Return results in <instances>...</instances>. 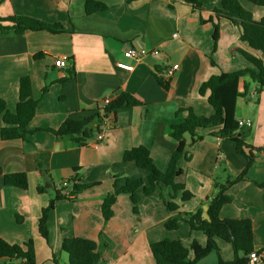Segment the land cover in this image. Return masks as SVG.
Returning a JSON list of instances; mask_svg holds the SVG:
<instances>
[{
    "label": "crops",
    "instance_id": "obj_1",
    "mask_svg": "<svg viewBox=\"0 0 264 264\" xmlns=\"http://www.w3.org/2000/svg\"><path fill=\"white\" fill-rule=\"evenodd\" d=\"M86 1L0 2V18L15 14L65 27V32L58 34L0 30V101L6 111L15 114L20 80L26 76L32 81L34 99L40 101L26 139L0 138V237L17 245L33 240L36 264H68L62 242L72 237L106 243L99 264H156L151 243L169 239L182 242L186 248L195 241L206 245V235L192 231L186 215L201 208L202 219L207 220L208 199L216 193L215 186L241 175L247 160L236 151L232 140L221 138L217 129L201 130L203 140L188 148L189 160L180 161L183 174L176 179L193 194L190 200L182 201L183 191L172 200V190L163 185L151 195L141 188L136 192V211L130 195L120 194L113 217L105 223L102 204L114 192L116 178L121 188L125 178L147 177L135 163L124 161V153L145 146L158 169L165 171L178 146L171 137V126L184 121L188 114L179 111L191 108L205 117L214 112L208 95L199 94L200 86L213 75L253 68L237 49L249 50L263 62L264 55L240 40L237 26L216 19L214 11L221 9L222 0H200L202 11L183 0H93L108 8L90 15L85 11ZM238 1L254 20L264 19V7L249 0ZM215 23L220 28L216 50ZM144 48L160 50L161 54L140 61L125 58L127 50ZM58 57L67 60L65 68L54 65ZM121 61L133 65V71L120 69L117 64ZM174 65L179 68L168 78L167 70ZM158 76L169 80L167 89ZM245 81L240 85L242 92ZM122 92L141 97L146 106L117 110L102 141L94 142L93 138L80 145L46 131L59 129L66 120L79 121L99 113L106 97L113 99ZM235 118L253 123L250 128L240 127L239 135L253 147L254 162L245 178L227 191L231 202L221 208L219 217L250 220L254 251L263 253L264 150L255 149L264 147V92L256 94L255 84L250 85L246 97L238 98ZM185 140L191 144L189 135ZM76 169L81 183L94 186L73 200L56 201L49 213L46 240L38 228L42 211ZM14 173L27 175V189L5 185L4 175ZM39 186L45 191L39 192ZM165 201L176 203L178 210L169 211ZM179 214L184 219L179 229L167 230L165 223ZM216 241L222 258L233 260L232 245L222 239ZM200 264H218V253L212 252Z\"/></svg>",
    "mask_w": 264,
    "mask_h": 264
},
{
    "label": "trees",
    "instance_id": "obj_2",
    "mask_svg": "<svg viewBox=\"0 0 264 264\" xmlns=\"http://www.w3.org/2000/svg\"><path fill=\"white\" fill-rule=\"evenodd\" d=\"M3 1L0 0V2ZM183 1L192 5L195 10L202 11L200 0ZM249 1L256 6L264 7V0ZM130 2H133V0H130ZM107 8L106 4L98 1L88 0L85 3L87 15L105 11ZM214 13L218 21L227 20L239 28L240 40L247 43L250 50L259 51L264 55V19L254 20L252 14L243 8L238 0H222L221 9H216ZM3 23H10L11 25L4 26ZM214 26L216 50L220 28L218 23H215ZM9 29H14L17 33L47 31L58 34L65 32V27L61 24H48L34 18L15 14L0 18V30ZM237 51L252 64L253 68L213 75L200 86L199 94L202 96L208 95V102L214 112L211 116L205 117L196 115L191 108L179 111V113L187 112L188 114L184 121L171 126V137L177 141L178 146L169 160L167 169L165 171L158 169L152 159L150 150L145 146L127 150L123 155L124 161L135 163L137 167L147 172V177L146 179L125 178L124 185L121 188H118L119 177H117L114 182V192L103 201L102 214L105 223L113 217V206L120 194L130 195L136 211V205L139 203L136 192L141 188H144L146 195H151L157 186L169 187L172 190V200L176 198L178 192L183 191L181 199L186 202L192 198L193 194L186 190L184 185L176 182V179L183 174L179 163L183 159L189 160L188 148H192L203 140L204 136L200 131L217 129L221 138L230 139L235 143L236 151L245 157L247 162L241 175L233 180H227L224 184L215 186L216 193L208 199L210 221L202 219L201 208L186 215L188 219L185 221L189 224L191 230H198L206 235V245H200L195 241L190 248H186L182 242L169 239L151 243L150 251L156 264H200V261L212 252L218 253V264H248L249 254L254 252L252 222L250 220H224L219 217L221 208L231 202L227 191L231 186L245 178L254 162L253 147L246 143L242 134L239 135L240 127L235 118L237 100L248 95L251 84H255L256 94L260 95L264 92V62L249 50L240 48ZM37 57H41V55ZM157 79L164 88H168V79L160 76ZM243 81L245 82L242 92L240 85ZM39 102L33 97L31 79L27 76L22 77L19 84V101L16 113L11 114L6 111L4 102L0 101V115H3L0 138L5 141L26 139L31 133L28 130V125L36 115ZM142 106H146V103L141 97L126 92L116 93L110 103L103 107L99 113L79 121L66 120L59 129H48L46 131L57 136L69 137L80 145H86L100 131L102 123L106 119H110L111 115L117 110ZM186 134L191 137L190 145L186 143ZM255 150L260 152L264 150V147ZM40 168L42 170L43 167ZM65 182L67 186H64V182H62V187L58 189L56 197L43 209L39 219V232L46 240L49 239L48 217L50 211L54 208L56 201L68 199L63 191L71 189L73 194H79L94 186L81 183L77 175V169L75 175ZM4 183L7 186L27 189L28 177L25 173L6 174L4 175ZM38 191L44 192V186H39ZM165 205L171 212L178 210V205L172 201H165ZM183 220L182 215L179 214L177 217L168 220L165 223V228L169 231L178 230L179 223ZM217 238L232 245L234 250L233 260L226 261L222 258L216 241ZM106 247L107 244L101 240L98 244L93 240L80 237L67 238L62 242V251L69 255L68 264H99L102 250ZM2 261L5 264H36L34 241L29 240L23 245H17L11 244L0 237V262Z\"/></svg>",
    "mask_w": 264,
    "mask_h": 264
},
{
    "label": "built area",
    "instance_id": "obj_3",
    "mask_svg": "<svg viewBox=\"0 0 264 264\" xmlns=\"http://www.w3.org/2000/svg\"><path fill=\"white\" fill-rule=\"evenodd\" d=\"M161 54L160 50H149V49H129L127 50L124 55L125 58H127L128 60H133V61H140L143 60L144 58L148 57V56H154L157 57ZM54 65L61 69V68H65L67 66V60L62 58V57H58L55 59L54 61ZM117 66L120 69L123 70H127V71H133L134 66L127 63V62H119L117 64ZM179 68V65H174L173 67H171L170 69L167 70L166 76L168 78L172 77L174 72ZM111 101V97H106L103 100V107H105L106 105H108ZM239 127H252L253 123L251 120H242L239 121ZM110 124V119H106L104 123H102L101 129L100 131L95 135L93 141L94 142H98V141H102L104 139V130L106 129V127H108ZM263 160H264V153H263ZM64 186H67V183L64 181L63 183ZM60 187H62V183L60 184ZM63 194L68 198V199H74L76 194H73L71 192V189H66L63 191ZM264 262V252L263 253H259L258 251H254L252 253L249 254V263L248 264H262Z\"/></svg>",
    "mask_w": 264,
    "mask_h": 264
},
{
    "label": "water",
    "instance_id": "obj_4",
    "mask_svg": "<svg viewBox=\"0 0 264 264\" xmlns=\"http://www.w3.org/2000/svg\"><path fill=\"white\" fill-rule=\"evenodd\" d=\"M205 215H206V219H207V220H210V218H209L208 214H205Z\"/></svg>",
    "mask_w": 264,
    "mask_h": 264
}]
</instances>
